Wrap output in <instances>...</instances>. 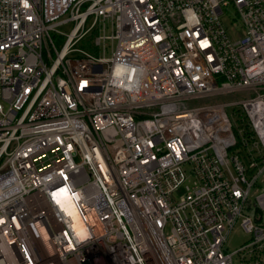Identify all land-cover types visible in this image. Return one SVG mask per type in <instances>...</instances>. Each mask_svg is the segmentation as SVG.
<instances>
[{"label": "built area", "instance_id": "obj_1", "mask_svg": "<svg viewBox=\"0 0 264 264\" xmlns=\"http://www.w3.org/2000/svg\"><path fill=\"white\" fill-rule=\"evenodd\" d=\"M263 170L264 0H0V264H264Z\"/></svg>", "mask_w": 264, "mask_h": 264}, {"label": "rangeland", "instance_id": "obj_2", "mask_svg": "<svg viewBox=\"0 0 264 264\" xmlns=\"http://www.w3.org/2000/svg\"><path fill=\"white\" fill-rule=\"evenodd\" d=\"M232 18H237L235 16L233 8L231 6L223 7V14L221 15V19L223 20V22H225L226 19H230V23H225L226 31H227V34L229 36V39L231 41H235L243 35V30L240 28L239 22L232 21L231 20ZM71 26H72L71 24H67L65 26L60 27V29L64 32H67ZM96 33L97 32L95 29L91 30L86 36L75 41L73 44V47L78 48V49H83L85 51H89L90 53H95V54L100 53V51L97 49V47L94 46L92 43V39L96 35ZM60 39L57 40V43H56L57 48H59L58 46L60 45V43L62 41V38H60ZM245 97H246L245 92L234 91L231 93L220 94V95L214 96L212 98L201 99L199 101L200 102L201 101L202 102H224V101L232 102V101H236V100H241ZM237 109L238 108L236 105H228L225 108V110L228 114L231 111L236 112ZM255 188H256V191L254 190ZM262 191H264V170L257 176V178L253 184V187H251V189L249 191L248 199L250 200V204H252V202H254L255 194L258 192H262ZM251 207L252 208L248 211L247 214L253 219L255 209L253 206H251ZM262 220L264 221V215L262 216ZM248 239H249V234L247 232L243 231V229L241 228V226L239 224V220H237L234 223L231 230L229 231V233L227 234L222 248L225 252H233L234 250L238 249L242 244H244ZM235 259H236V256L233 255L232 260H233L234 264H236Z\"/></svg>", "mask_w": 264, "mask_h": 264}, {"label": "water", "instance_id": "obj_3", "mask_svg": "<svg viewBox=\"0 0 264 264\" xmlns=\"http://www.w3.org/2000/svg\"><path fill=\"white\" fill-rule=\"evenodd\" d=\"M82 264H89L87 261H83Z\"/></svg>", "mask_w": 264, "mask_h": 264}, {"label": "bare ground", "instance_id": "obj_4", "mask_svg": "<svg viewBox=\"0 0 264 264\" xmlns=\"http://www.w3.org/2000/svg\"><path fill=\"white\" fill-rule=\"evenodd\" d=\"M68 210H70L69 208H68ZM70 212H72L71 210H70ZM73 213V212H72Z\"/></svg>", "mask_w": 264, "mask_h": 264}]
</instances>
